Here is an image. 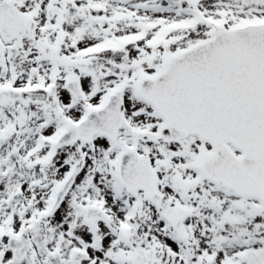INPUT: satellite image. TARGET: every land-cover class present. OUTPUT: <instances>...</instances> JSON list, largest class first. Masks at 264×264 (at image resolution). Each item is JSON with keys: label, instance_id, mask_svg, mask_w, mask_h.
<instances>
[{"label": "snow or ice", "instance_id": "6c2138e0", "mask_svg": "<svg viewBox=\"0 0 264 264\" xmlns=\"http://www.w3.org/2000/svg\"><path fill=\"white\" fill-rule=\"evenodd\" d=\"M0 264H264V0H0Z\"/></svg>", "mask_w": 264, "mask_h": 264}]
</instances>
